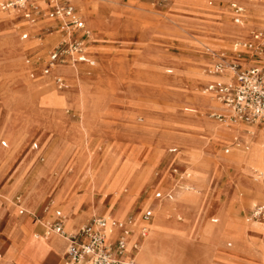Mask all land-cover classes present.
<instances>
[{"label": "rangeland", "instance_id": "374dc122", "mask_svg": "<svg viewBox=\"0 0 264 264\" xmlns=\"http://www.w3.org/2000/svg\"><path fill=\"white\" fill-rule=\"evenodd\" d=\"M77 1H75L77 2L75 6L83 16L85 26L97 40L90 47L96 54L93 57L94 68L89 75L79 72L76 65H63L64 69L66 67V70L72 71L67 73L68 75L80 79L81 88L74 90H68L71 85L66 74L60 75L67 83L62 91L53 86L52 77L49 78V75L46 78L47 83L43 84L46 77L42 72L43 61L55 43L52 41L46 44L43 38L57 34L55 30L48 33L43 26L54 24V20L39 17L33 22H25L15 10L0 12V20L7 22L6 27H0V140L6 142V146L0 145V160L6 162L14 159L23 150L30 148L31 142H37L36 149L26 152L25 157L28 159L19 176H15L14 171L11 173L13 180L10 187H14L25 174L16 190L4 198L6 203L13 205V196L19 195L20 199L22 198L19 206L26 212L40 209L46 214L49 210L46 205L48 199L58 204V197L62 194L61 191L55 194L62 179L60 177V181L55 182L58 179L59 169L63 170L74 165L78 167L84 164L85 159L90 156L83 145L84 142L80 140L79 128L85 140L90 141L89 145L91 144L92 154H94L90 170L98 169L97 178L103 177L108 161L115 162L118 170L121 169L123 172L130 167L135 172L139 169L132 179L121 184L120 187L114 186L109 191L92 187L89 198L85 194L76 198L75 195L67 193L64 201L58 204L64 222L75 215L76 210L77 213L82 211L83 214L90 213L81 224L91 214L101 213L106 216L98 211V208L101 206L105 208L114 199L120 208L126 205L125 212L131 207V213L136 212L134 217L143 205L154 203L150 201L154 187L149 188L148 184L142 187L146 178L140 179V177L152 164L159 163V159L155 161L157 155L162 157L167 154L166 147L185 146L193 142L205 143L204 146H206L208 143L212 151L223 155L220 158H225L239 153L234 146L229 148L228 153L222 152V147H230L229 144L233 142L235 134L230 130L237 127L242 128L240 137L245 140V146L257 129L264 132L262 128L239 122L229 124H225V121L219 122L210 116V113L225 112L223 108L204 109L195 104L200 103L198 97L209 94L204 92L203 88L206 82L214 78L206 73V69L212 64V55L222 53L229 58L232 41L247 38L253 30L264 32V0ZM230 1H235L242 7L240 24L234 23L231 18ZM40 4H42L41 1ZM242 23L244 25L239 26ZM23 32H27L25 38L20 36ZM79 66L82 69L85 67ZM44 90H56L61 93L68 90V94L66 93L65 98L60 102L50 103L48 99L50 92ZM82 109H84L85 116L81 114ZM82 117H85L84 122L87 126L81 124ZM65 122L71 125L68 126ZM192 122L214 124L228 131L224 138L217 141L214 137L205 138L199 135L198 130L187 132L186 126ZM46 128L54 131L58 138L56 140V136H52L49 145L44 148L47 150L50 147L47 153L45 154L42 149L39 154L40 157H44L42 161L38 159L34 165L29 167L41 146L43 147L49 139V135L44 131ZM37 140H40V144ZM155 140L165 144V147L159 150L155 146ZM78 144L83 146L77 148ZM140 146L146 149L145 153ZM204 146L199 149L193 148L195 152L186 153L195 163L194 167H188L185 170L186 175L189 176L187 181L191 188L184 190L176 186L172 187L178 195L176 202L189 196H196L199 189L203 188L204 185L201 182L206 178L203 163L209 161V158L203 155L207 154ZM123 161L125 163H121ZM53 163H56L55 166ZM12 165L11 161L8 167L11 168ZM50 165V170L41 178L42 182L38 185V193L34 202L24 205L29 187L38 181V171L41 172L44 167ZM240 165L243 166L245 174L251 175L254 170L262 172L257 182L246 177L253 190L257 192L263 189L264 169L254 162H243ZM228 173L231 172L226 168L225 174ZM138 182L139 188H142L136 191ZM76 188L77 185L72 189ZM103 192L108 196H103ZM163 192L160 199H166L171 193ZM241 201L250 200L242 198ZM100 203L102 204L98 206ZM154 206L151 204L153 217L150 222H154L160 210ZM161 208L166 216L165 226L171 233L181 235L179 232H183L184 229L175 230L173 226H185L192 222L194 214L188 216L177 207H170L168 204H162ZM240 209L241 206L236 210L235 216L244 223V216L238 213ZM34 214L38 216L32 218L40 219L43 224L50 220L36 211ZM198 214H200L199 210ZM211 216L215 217L213 214L208 215L207 223H210L208 218ZM198 217V229L199 225L200 229L194 235L195 241L203 248H207L204 246L207 244L212 249L215 247L214 244L204 239V229L207 223L200 224V216ZM223 218L225 219V217L221 219ZM169 220L172 222L169 223ZM254 221L250 223L261 224L264 227V222ZM215 228L220 229L216 226ZM148 230L150 227L147 228V234ZM52 234L55 233H44L40 238H46ZM56 237L64 241L60 235L56 234ZM227 239L231 240L229 237ZM226 242H230V246H225L224 240L220 245L224 243L225 248L233 246L232 241L227 240ZM30 244V240H24L18 247L11 249L5 243H1L0 259L8 261L9 252H11V263H16V258L26 256L27 248L31 255L27 257L24 264H54L61 256L60 253L55 255L52 250L40 251L32 246L30 248ZM238 246L239 252L244 254L253 257L264 256V244L260 248H257L258 245L255 248H249L248 245L240 242ZM211 249L205 250L210 255V260ZM235 249L236 245L229 251ZM63 250L64 243L62 252ZM156 252L162 264H199L201 262V259L191 257L187 250L169 239L159 245ZM260 258L264 262L263 257ZM227 260L232 262L228 258L224 261L222 259L216 261L219 262L218 264H223ZM211 264H217V262L211 260Z\"/></svg>", "mask_w": 264, "mask_h": 264}, {"label": "crops", "instance_id": "0c3cea01", "mask_svg": "<svg viewBox=\"0 0 264 264\" xmlns=\"http://www.w3.org/2000/svg\"><path fill=\"white\" fill-rule=\"evenodd\" d=\"M0 1H2V0H0ZM75 1H77V0H75ZM78 4H81V3L78 2ZM41 5L44 6V8H42ZM74 5H75V3H74ZM39 6L42 10L46 9V4H44V3H42V4L39 3ZM9 10H15L17 13L20 14V17L23 18L22 14H21V10L8 9V10H2L0 12L9 11ZM39 17L41 18V17H45V16H39ZM39 17H37V18H39ZM24 20H25V22H28V20H26V19H24ZM54 22H55L54 24H45L43 26V29L46 30L48 33H50L51 30H55L57 32V34H55L54 36L43 38V41L46 44L48 42L51 43L52 41L53 42L56 41L58 39V37L60 36V31H59L57 22L56 21H54ZM25 33L27 34V32H25ZM96 40H97L96 37L91 35L89 41H87L86 46H85V59L81 62H76L74 64H71L72 66L76 65L79 72L85 73L86 75H89L91 73L92 69L94 68L93 66L95 64V60L93 57L95 56L96 53L90 47L93 46L94 43H96ZM237 40H239V39H237ZM44 62H45V60L43 61V65H44ZM63 65L66 66L67 64H61L59 66V68H56L58 66L57 65L54 68H52L49 71V73L45 74V75H49V78L52 77L53 86L56 89H59L60 91L64 90L67 86V83H65V79L60 76V75L64 76L65 72L67 71L66 67L64 69ZM79 65H83L85 67L82 69V68H80ZM61 66H63V67H61ZM69 72H72V71L70 70ZM55 76L61 77V79L63 80V84H64L63 87H60V88L56 87V85L54 84V81H53ZM209 82H213V81H209ZM209 82H206L205 84H207ZM207 96H210V95H207ZM203 102H205V100L202 98L200 100V104H202ZM65 123L68 126L71 125V123H67V122H65ZM242 124H244V123H242ZM210 125L211 124H208L205 122H199V123L198 122H196V123L192 122L190 124H187L186 130H187V132H193V131L198 130L200 132L199 133L200 135L201 134H208L210 132ZM246 125H253V124H246ZM85 126H87V125L85 124ZM255 126L258 128H261L258 125H255ZM241 129L242 128L237 127L235 129L230 130L231 132H233L235 134L233 139H232L233 142L231 144H229L230 147H227V146L222 147V152L228 153L229 148H233V146H234V148L239 151L238 154L230 155V156L225 157V158H220L223 155H220L217 152L212 151V149L210 148V145L208 143L206 144V146H204V150L206 151L207 154H203V155H205V157L209 158V161L207 163L206 162L203 163V165H204L203 167H204V170L206 172V178H205V180H202V182L201 181L200 182L204 186H203V188L199 189V192L196 194V196L186 197V198H184V200L178 202V204H177V208L180 209L184 214H187L188 216H189V214L191 215L195 211L199 210L200 214H197V220L199 218L198 217V215H199L200 216V219H199L200 224H202L203 222L207 223V216L208 215H211V214L215 215V217L211 216L208 218V221L210 223H207V226L204 229V231H205L204 232L205 233L204 239L207 242H211L212 244H214L215 247H213L211 249L209 247L210 245L206 244L204 246L211 249V255H212L211 260H214L215 262H217V264L219 262L216 260L220 261L222 259L224 261L226 258L230 259L232 262L227 260V262H224L223 264H260V263L264 264V262H262L261 258H260V257H263V259H264V256L253 257V256H250L248 254H244L243 252H239V250H238L239 249L238 245L240 242L245 243L246 245L249 246V248L250 247L255 248L256 245H258L257 248H260L264 244V233H262L260 235H254L252 233L249 236L245 235V233H247V231H250V229L252 230L253 224H251L250 222H253L254 220H260V219L251 218L248 213H249L250 209L255 205L260 204V205H263V207H264V189L258 190L257 192L255 190H253V188L249 184L246 176H248V178H252L251 176H259L258 171H256V170L253 171V175L245 174V172L243 170V166L240 165L241 163L245 162L244 161L245 154L242 155L241 153H243V152L245 153V149H246L245 140L240 137V134L242 133ZM44 131L46 132V134L49 135V139L43 145V147L41 146L39 152L35 155V157L33 158L29 167L34 165L38 159L40 160V162L42 161V159L44 157L43 158L40 157L39 154L41 153L42 149H43V151H45V154L47 153V151L50 147L47 150L44 148L49 145L48 143L50 142L51 137L56 136V140L58 138L57 134L54 131H50L47 128ZM79 132H80V140L82 142H84L83 145L86 147V150L90 153V156H91L92 162H93L94 161V158H93L94 154H92V147H90L91 144L89 145L90 141L85 140L84 135L82 133V130L80 128H79ZM226 134H227V132H225L218 139H214V140L218 141V140L224 138L226 136ZM37 141L40 144V142H39L40 140H37ZM139 141L140 140L138 139V142ZM236 141H238V143H235ZM53 143L51 145H53ZM0 145L6 146L5 140H0ZM83 145L78 144V145H76V147L80 148ZM155 146L158 147L159 150H161L165 147V144L158 143V141L155 140ZM36 147H37V142L36 141L31 142L30 148H28V149L26 148L19 155H18V153H20L21 149L18 150L17 151L18 156L15 157L14 159H9L6 162H2L0 160V166L2 164H4L3 166L0 167V193H2V195H0L2 197L0 199V244L5 243L11 249L12 248L15 249L24 240H30V243H31L30 248L32 246L35 249H38L40 251L52 250L53 252H55V255H59L58 253H60L61 256L59 258H57V260L55 261L54 264H68L66 257H65L66 241L65 240L63 241V239H61V238L49 237V236L46 238H40L43 235V227H42L43 223L40 221V219L34 220L32 218L35 216L34 211L42 214L41 216L47 217L48 219H50L49 221H51L55 218V216L53 214V210L58 209L60 211L59 220L62 223V226L68 232H74L75 230H77L83 224V223L81 224V222L90 213L89 214L88 213L83 214L82 213L83 211L81 213H77V210H76V214L73 215L70 219H66V221L64 222V217L61 214V209H60V206L58 204L62 203L64 201L65 197L63 199H61L58 202V204L52 203V200L48 199L46 202V205L49 207L47 214L44 212V210L41 211L40 209H34L33 212H26L25 209H23L22 207L19 206L21 199H22V198L20 199L19 195L13 196V201H12L13 205L6 203L5 199H4L6 196H9L10 194H12L16 190V188L21 183L22 178L25 174V173L23 174V176L21 177L19 182L14 187H10V184L13 180V176L11 175V173L14 171L13 174L15 176H19V173L22 170V167L26 163L25 161H27V159H28V157H25L26 152L28 150H34V149H36ZM177 147H179L180 149ZM141 149L143 150V153L146 152V149H144V147H141ZM166 152H167V154L165 156L160 157L159 155H157L155 161H157L159 159V163L157 165L152 164L146 170V172L140 177V179L142 177L146 178V181H145L144 185H142V187H144L146 184H148L149 188H152V186L154 187V189L152 190V196L151 197L149 196L151 198L150 201H152V202H155L156 200L160 199L164 193L163 191L171 192V189L174 186H178L181 188H184L186 186L184 190L191 188L188 181H187L189 179V176L186 175L185 170L188 167H192V166L194 167L195 163L193 162V160H191L188 157V155L186 153H192L195 151H190V150L186 149L185 147H183L182 145H176L173 147H166ZM15 154H16V152L13 154V156H15ZM11 161L13 162V165L11 168H9L8 164ZM121 163H125V162L123 161ZM53 164H54L53 166H55L56 163H53ZM226 168H228L231 173H228L226 175L225 174ZM118 171L120 173L118 172L117 173L118 175L116 174L117 175L116 178H118L116 180H118L117 182L120 183L122 178H124L123 175H125L126 171L123 172L121 169ZM138 171H136V174L138 173ZM90 175H91V170L82 178H80V179L77 178L78 180L76 179L77 181L75 180V182H74V185H77V188L71 189L67 193L75 195L76 198L80 197L82 194H85L89 198L90 192H92L91 188L93 186V182H92ZM41 178H42V174L38 171V181H36L35 183H32V185L29 187L25 202L23 203L24 205L34 202V199L37 197V193H38V185L40 182H42ZM58 180H57V182H58ZM61 181L59 182V185H58V188L56 189L55 194H57L59 189L61 188V183H62ZM254 181L257 182V181H259V179L254 180ZM138 184H139V182L137 183L136 191H139L142 188V187L139 188ZM124 191H126V190H124ZM155 192H159L160 196L155 197V195H154ZM16 196H18L17 200H15ZM103 196H106V195L103 194ZM112 197H114V196H112ZM242 198L243 199H249L250 201L242 202L241 201ZM102 203H100L98 206H100ZM118 203H121V202H118ZM151 204H153V203H151ZM151 204L147 203V204L143 205V208L137 214L136 218H134V214L136 212L131 213V210H132L131 207L126 212L124 210L121 217H120L119 212L123 207L120 208L118 206L119 204L116 205V201L114 204L111 205V203H110L104 208V209L109 208V210H107V215L110 216L111 218H114L117 220H125L127 218L133 219V224L130 228V231L127 234V236L125 237V244H126L125 252L127 254L133 253L135 256V254L137 252V250L134 252V250L132 249V244L134 242H137L139 244L140 240L142 239L139 236V226L141 224V221L139 220L138 217H139V214L144 209H150L151 210ZM98 206H96V207H98ZM239 206H241V209L239 210L238 213L244 216V219H245L244 221L246 223H250V224H246L245 222L244 223L241 222V220H239L237 218V216H235V212ZM16 207H17V210H16ZM225 212L227 214H225ZM151 214L152 215L150 217L149 222L152 220V217H153L152 210H151ZM93 215H102V214L101 213L91 214V216H93ZM37 216H35V217H37ZM217 217H218V219H217ZM222 217H225V219L224 218L221 219ZM177 220H179V219H177ZM249 220H252V221L247 222ZM69 221H75V222L69 223ZM260 221H263V220H260ZM171 222L172 221L169 220V223H171ZM150 223H152V222H150ZM215 226L217 228L220 227V229L216 230ZM186 227H187V225H185V226L184 225H179V226L174 225L173 226V228L175 230L185 229ZM199 229H200V225H199ZM114 233H116V231ZM133 233H134V235L132 236V238H130V236ZM30 234H31V236H30ZM144 237H145V235H144ZM144 237H143V239H144ZM227 237L231 238V240L227 239ZM224 238H226V239H224ZM167 239H169V238H164L162 240H159L157 247H159V245H161V244H164V242ZM142 240H141V242H142ZM169 240H171V239H169ZM222 240H224L225 246H230V242H226L227 240L232 241L233 246L230 248H233L236 245V249L230 252L229 251L230 248H225L224 243H223V245H220ZM63 243H64V250L62 252ZM27 249L25 250L26 256L21 257V258L20 257L16 258V260H17L16 263H11L12 261L10 260V258L12 257V253L9 252V254H10L9 260L5 261V260L0 259V264H24L27 260V257L29 258V256L31 255L30 254L31 252H28ZM187 252L190 254L191 257L201 259V262L199 264H203L202 259L205 257L203 250L202 251L201 250H199V251L191 250V251H187ZM134 261H135V259H134ZM137 264H138V262H137Z\"/></svg>", "mask_w": 264, "mask_h": 264}, {"label": "built area", "instance_id": "2783aa9c", "mask_svg": "<svg viewBox=\"0 0 264 264\" xmlns=\"http://www.w3.org/2000/svg\"><path fill=\"white\" fill-rule=\"evenodd\" d=\"M40 1L46 9L39 6ZM234 23L242 21V7L235 1L229 2ZM21 10L22 17L33 22L45 16L57 22L60 36L47 53L42 72L44 74L57 65L74 64L85 59V46L91 32L85 26L83 16L71 0H2L0 11ZM21 34V38L26 37ZM229 58L213 54L207 73L222 74V80L205 84L203 90L213 92L215 98L228 108V113L212 112L210 116L219 122H240L258 125L264 129V32L253 30L245 39L230 44ZM56 87H63V80L55 76ZM155 197L160 193L155 192ZM18 196L15 197V200ZM55 218L42 224L44 233H55L66 241L65 257L68 264H135L134 254L125 252V237L133 224L132 218L117 220L110 216L93 215L74 232L63 229L59 220L60 211L53 210ZM251 218L264 220L263 205H255L249 211ZM151 210L139 214L141 224L139 236L143 238L151 217ZM116 231V233H114ZM138 243L132 244L134 252Z\"/></svg>", "mask_w": 264, "mask_h": 264}, {"label": "bare ground", "instance_id": "6f19581e", "mask_svg": "<svg viewBox=\"0 0 264 264\" xmlns=\"http://www.w3.org/2000/svg\"><path fill=\"white\" fill-rule=\"evenodd\" d=\"M71 1L73 3H76L75 0H71ZM243 24L244 23H242L239 26H243ZM6 26H7V22L0 20V27H6ZM58 66H60V65H58ZM67 69H69V68H67ZM69 71L70 70H67L65 72V74H66L65 76L69 79L70 85H71L70 87H68L69 88L68 90H74V89L81 88L80 79L73 76V75H70V74L68 75L67 73H69ZM207 74L214 77V78H212L213 80H210V81H219V80H222L225 82L230 81L229 77H224L222 74H213V73H207ZM47 77H48V75H46L45 79L43 80V84L47 83V79H46ZM68 90L65 92H62V93L59 91H56V90H44V91L50 92L49 97H48V99L50 100L49 101L50 103H58V102H60V100L65 98V95L68 92ZM204 92L209 93L208 95H210V96L198 97L199 98L198 102H200V100L202 98L205 100V102H203L202 104L195 103L196 105L202 106V108H204V109L211 108V107H214L216 109H218V108L222 109L223 108L225 110V112H222V113H224V114L228 113V108L225 105H223L222 103H220L215 98V95L213 94V92H210V91H204ZM50 106L53 107V105H51V104H50ZM81 114L83 116H85L84 109H82ZM84 120H85V117H82L81 118V124H86L84 122ZM224 123L229 124L231 122L225 121ZM250 126H255V125H250ZM227 131H228V129H225L224 127H218V126H215L214 124H211L210 125V132L208 134H201V135L205 136V138L214 137V138L218 139ZM246 138L248 139V137H245V139ZM204 145H205V143H196V142L194 143L193 142V143H187L183 147H185L186 149H189V150H194L197 148L199 149ZM194 151H196V150H194ZM244 161L245 162H254L256 164H259L264 169V132L263 131L257 129L256 132L253 134L252 139L250 141H248L246 149H245ZM91 164H92V158H91V156H89L85 159L84 164H82L78 167H76L74 165L73 167H66L63 170L59 169V171L57 173L58 179H60V177H62L61 188L59 189V191H61L62 194H60V196L58 197L59 201L61 199H63L65 197V195L67 194V192H69V190H71L75 186L74 182L77 178H79V179L82 178L83 176H85L90 171ZM50 168H51V165L48 167H44V169L40 172L42 174V176L45 175L50 170ZM105 168L106 169L104 171L102 178H97L98 177V175H97L98 169L91 171L90 177H91L92 182H93L92 187L95 186L97 190H103L104 189V190L109 191L114 186L118 185L120 187L121 184L127 183L136 174L135 170H133V168L130 167L126 171L125 175H123V177H124V178H122L123 181L121 180V182L119 183V182H117L118 180H116V179H118L116 177L118 175L117 173L119 172L118 171V165H116L115 162L108 161ZM256 171H258L259 176H252L253 180L260 179V177L262 175L261 171H259V170H256ZM251 175H253V172ZM55 182H57V181H55ZM176 187L181 188L178 186H176ZM185 187L183 189H185ZM173 189L171 190V193L169 192L170 193L169 197H167L166 199H160L157 202L155 201L154 202L155 204L153 203V205H155L154 207H156L160 210L158 211V213L154 219V222H152V223L149 222L147 224V228L149 229V227H150V230H148V234H147V230H146L145 237L143 236L144 239L142 238L143 239V240L141 239L142 242L140 240L141 243L139 242L140 245L138 244V246H137V252L134 256L135 263L137 264V262H138V264H162L160 262L158 256H157L156 248L158 246L159 240H162L164 238H169V239L173 240L175 243L179 244V246L182 247L184 250H187V251H191V250H196V251L201 250L202 251L203 250L205 257L202 259V261H203L202 263L203 264H211L210 255L205 251V250H209L210 248L201 247L200 245H198L196 243V241H195L196 239L194 238L195 233H197V231H199L198 220H197L198 210L193 213L194 216L192 218V222L189 225H187V227H186L187 229L185 228L183 232H179V234H181V235H176L175 233L169 232V230H168L169 228L165 226V223H166L165 217L166 216L163 213L164 211L162 212L161 206H162V204H168L170 206L177 207L178 201L176 202L175 200L178 197V195L176 194V192H174ZM103 194L108 196V194H106L105 192H103ZM114 201H115V199L111 201V205L114 204ZM124 207L119 212L120 217L124 211ZM102 208H103L102 206L99 207L98 211H101L104 215L108 216L107 210H109V208H107V209H104V208L102 209ZM136 217H137V215L134 218H136ZM75 221H69V223H74ZM247 222H250V221H247ZM254 222H258V221H254ZM262 222H264V220L260 221V223H262ZM149 224H150V226H149ZM63 229L65 231H67L64 227H63ZM251 233L254 235H260V234L264 233V227L261 224L260 225L253 224L252 230L250 229V231H247V233H245V235L249 236V235H251ZM47 234H49V233H47ZM133 235H134V233L130 236V238H132ZM49 237H56V234H52ZM136 260H137V262H136Z\"/></svg>", "mask_w": 264, "mask_h": 264}]
</instances>
